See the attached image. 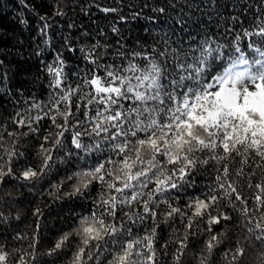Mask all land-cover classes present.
Returning <instances> with one entry per match:
<instances>
[{"label": "snow or ice", "instance_id": "snow-or-ice-1", "mask_svg": "<svg viewBox=\"0 0 264 264\" xmlns=\"http://www.w3.org/2000/svg\"><path fill=\"white\" fill-rule=\"evenodd\" d=\"M236 23L238 30L229 26L219 39L215 33L197 39L180 16L167 31L161 29L151 48L128 51L117 41L120 47L111 55L119 62H99L109 55L107 45L82 47V58L93 67L71 73L75 83L61 55L46 66L48 100L33 99L13 117L17 128L28 131L9 132L17 137L11 147L0 136V183L15 177L12 162L25 155L17 148L19 137L38 134L40 122L48 120L39 165L26 166L18 178L32 184L75 161L83 166L54 184L49 196L86 199L93 184L99 191L92 210L44 253L38 251L37 219L31 251L15 264H40L41 256L50 258L44 264H56L70 247L68 264H101L105 254V264H180L202 232L207 235L195 264H219L213 260L217 249L224 264H243L248 250L257 247V264H264V14L247 26ZM209 171L215 173L211 182L180 207L178 201ZM65 186L70 190L63 191ZM245 188L254 190L252 196L243 195ZM42 215L39 208L33 211ZM177 217L183 227L172 228L175 247L169 253L158 229ZM0 220L7 222L2 213ZM231 227L241 230L243 240L237 236L234 246L222 248ZM73 237L78 242L70 245ZM8 257L0 245V264H8Z\"/></svg>", "mask_w": 264, "mask_h": 264}, {"label": "trees", "instance_id": "trees-1", "mask_svg": "<svg viewBox=\"0 0 264 264\" xmlns=\"http://www.w3.org/2000/svg\"><path fill=\"white\" fill-rule=\"evenodd\" d=\"M161 7L166 9L165 13L157 11ZM101 8H116L117 11L105 13ZM57 10H62L64 15H55ZM258 14H264L261 0H0L2 143L11 147L12 141L17 137H9V132L28 131L27 128H17L13 123L17 111L27 108L33 99L48 100L51 89L48 87L49 77L45 69L47 65L53 63L58 54L66 62L65 71L70 73L69 82L75 83L77 77L71 73L93 67L82 58L80 52L82 47L91 48L97 42L101 46L107 45L109 55L101 58L99 62L101 64L119 62L111 54L120 47V44L125 45L128 51L151 48L162 35L161 29L167 31L169 25L180 16L188 20L187 27L192 33L197 34V39L212 33L219 39L220 33L225 32L229 26L238 30L236 20L247 26ZM233 17L236 20H233ZM45 24L48 25L47 28ZM113 28H116L117 32L114 33ZM69 47L74 51H69ZM17 100L19 104L16 103ZM49 124L50 121L43 120L40 122L38 134L19 137L17 148L25 155L12 162L15 177H6L5 181L0 183V213L7 221L5 223L0 220V245H4V251L9 253L8 264H15L26 250L31 251L28 245L36 233L37 219L40 223L38 251L44 253L54 245L63 232L72 230L81 215H87L92 210V201L96 199L99 191V185L93 184L86 199L79 197L69 199L62 196L59 200H53L49 196L50 191L55 192L54 184L83 166L75 161L59 165L58 173L54 170L32 184L18 178L26 166L37 168L39 165L37 150L42 142L40 137L46 134ZM214 174L209 171L198 177L200 183L195 189L187 190V194L178 201L179 206L183 208L192 196L199 195L201 189L211 182ZM259 179V176L254 177L253 183ZM69 190L67 186L63 189ZM253 191L245 188L243 195L252 196ZM251 203L249 200V205ZM164 207L161 205L160 209L163 210ZM36 208L43 213L39 218L33 216ZM232 216L231 223L235 225L237 214L232 213ZM158 219L162 220L161 217ZM200 225L201 228L205 227L203 221ZM173 227H183L179 217L174 224L171 221L167 225L161 222L158 229L159 243L168 241L169 253L175 247L170 239L174 235ZM213 229L219 231L220 226L215 225ZM17 234L22 238L14 239ZM206 235L202 232L199 237L192 238L180 264H195L193 257L198 254ZM229 236L231 239H226L222 248L227 245L234 246L237 236L243 240V233L237 227L229 229ZM73 242H78L76 237L72 238L70 245ZM216 252L213 260L224 264L219 255L221 249H217ZM258 252V247L248 250L243 264H257ZM71 254L70 247L68 251L59 255L56 264H68ZM108 258L105 254L101 264H105ZM49 259L47 256H41L39 262L44 264ZM164 259L170 260V256Z\"/></svg>", "mask_w": 264, "mask_h": 264}]
</instances>
